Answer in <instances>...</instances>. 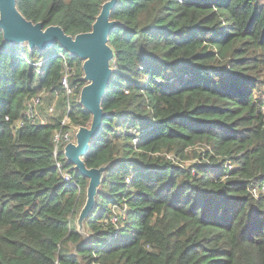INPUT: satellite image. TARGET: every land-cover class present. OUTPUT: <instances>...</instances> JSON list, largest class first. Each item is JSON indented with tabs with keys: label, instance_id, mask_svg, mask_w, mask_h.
Masks as SVG:
<instances>
[{
	"label": "trees",
	"instance_id": "16d2710c",
	"mask_svg": "<svg viewBox=\"0 0 264 264\" xmlns=\"http://www.w3.org/2000/svg\"><path fill=\"white\" fill-rule=\"evenodd\" d=\"M104 1L17 8L75 35ZM110 17L106 115L83 157L107 168L86 238L74 222L87 179L64 181L52 156L63 62L83 85L82 62L57 41L30 51L0 31V264H264V0H117ZM38 95L61 111L29 123ZM69 117L91 115L77 103ZM188 150L198 161L186 166Z\"/></svg>",
	"mask_w": 264,
	"mask_h": 264
},
{
	"label": "water",
	"instance_id": "95a60500",
	"mask_svg": "<svg viewBox=\"0 0 264 264\" xmlns=\"http://www.w3.org/2000/svg\"><path fill=\"white\" fill-rule=\"evenodd\" d=\"M116 2L117 0H105L102 3L89 31L69 35L60 25L44 26L43 21L33 22L27 19L17 8V0H0V31L4 42L25 44L33 51L48 49L57 41L64 51L82 62L84 84L79 91L78 102L91 118L87 126H77L75 140L65 144L63 154L71 172L79 173L87 179L85 200L75 220L77 231L84 238L87 237L84 221L94 208L96 193L107 168V165L87 167L83 157L89 152L92 140L101 130L106 115L101 103L114 60L108 35L119 24V21L110 17Z\"/></svg>",
	"mask_w": 264,
	"mask_h": 264
},
{
	"label": "built area",
	"instance_id": "2783aa9c",
	"mask_svg": "<svg viewBox=\"0 0 264 264\" xmlns=\"http://www.w3.org/2000/svg\"><path fill=\"white\" fill-rule=\"evenodd\" d=\"M43 61L40 60L34 65H37L38 67L42 66ZM77 74V71L74 66H70L65 60L63 62V74L60 79V89L63 91V93L66 96V104L64 106L65 109V115L62 118L60 122L61 128H58L54 131L53 134V150H52V156L56 165L57 172L61 175L64 181L75 183L76 178L74 177V173L71 172V167L66 165V158L63 154V148L67 142L74 141L75 140V132L77 129V126H74L70 123V117L69 113L73 111V106L70 103L69 97L70 95H75L77 98L79 97V91L82 87L80 84L79 79L74 80V82H71V78L75 77ZM82 79V78H81ZM82 81V80H81ZM57 97V94H56ZM56 97L54 103L56 102ZM43 103L42 96L38 95L31 99L29 103L27 104V107L24 111V115L28 119L29 123H35L37 122L38 111L39 107ZM55 108V105H54ZM24 125L23 120L19 119L16 122V127L20 128ZM65 126H68L66 129H64ZM261 191H264V184L261 187ZM257 195V193H254Z\"/></svg>",
	"mask_w": 264,
	"mask_h": 264
},
{
	"label": "rangeland",
	"instance_id": "374dc122",
	"mask_svg": "<svg viewBox=\"0 0 264 264\" xmlns=\"http://www.w3.org/2000/svg\"><path fill=\"white\" fill-rule=\"evenodd\" d=\"M69 100H70V103H71V105L73 107L75 106V104L79 103L78 102V98L75 95H70ZM53 101H55V99L52 100V102H51L50 105L49 104L48 105H45L44 103L41 104V106L39 107V111H38L39 118L37 119V122L38 121H41V122L47 121L51 115L53 116L55 114H59L60 113L61 110L57 111L54 108L55 103ZM188 155H189V158L184 159L181 162L183 165L188 166V165H191V164L196 163L198 161L196 158H193L192 157L190 150H188ZM169 156L171 157V155H169ZM171 158L174 159V157H171ZM253 193H257V190H254ZM111 221L112 222H116L117 221V216L116 215H113L111 217ZM69 247L72 249L74 247V244H69Z\"/></svg>",
	"mask_w": 264,
	"mask_h": 264
}]
</instances>
